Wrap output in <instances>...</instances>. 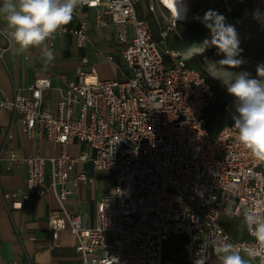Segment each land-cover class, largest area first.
Instances as JSON below:
<instances>
[{
  "label": "built area",
  "instance_id": "2783aa9c",
  "mask_svg": "<svg viewBox=\"0 0 264 264\" xmlns=\"http://www.w3.org/2000/svg\"><path fill=\"white\" fill-rule=\"evenodd\" d=\"M149 1L145 11L155 14L152 0L83 5L96 9L97 27H106L108 18L121 27L118 67L127 71L125 79H102L95 68H83L88 58L82 57L71 78L61 75V95L52 107L44 99L52 88L49 75L16 88L13 96L0 90V107L11 112L6 140L14 137L11 127L18 123L28 137L61 146L51 157H22L14 148H0V169L27 166L25 190L13 208L56 190L60 209L49 216L53 245L63 230L76 235L81 264H162L165 243L175 236L187 237L183 252L189 264H207L225 243L250 264H264V248L246 222L249 212L264 214V161L239 143L233 119L210 136L206 112L217 101L216 91L201 69L169 48L171 25L155 15L156 36L140 17L138 4ZM89 27L85 17L59 32L70 34L80 50L91 44ZM4 29L0 26V37L10 45ZM48 42L54 45L53 39ZM5 50L0 44L1 55ZM96 55L114 60L111 53ZM76 142L85 147L74 156L68 147ZM79 161H90L113 180L97 200L93 220L65 204L80 182L92 181L85 171H76ZM239 218L247 237L234 236L226 226L227 219Z\"/></svg>",
  "mask_w": 264,
  "mask_h": 264
},
{
  "label": "crops",
  "instance_id": "0c3cea01",
  "mask_svg": "<svg viewBox=\"0 0 264 264\" xmlns=\"http://www.w3.org/2000/svg\"><path fill=\"white\" fill-rule=\"evenodd\" d=\"M2 4V0H0ZM143 4V3H142ZM144 6V5H143ZM155 15V14H154ZM90 20L89 33L91 44L84 50V54H78L70 34L57 32L53 38L54 45L48 41L40 48L30 49L23 55L18 54L16 47L5 38L0 37L2 48H6L0 54V90L13 96L16 88H25L37 78L51 76L52 88L44 95L45 105L52 107L60 97L61 75L71 78L81 64V58L87 57L88 63L83 64L85 70L98 68V65L115 64L119 70L122 64L118 50L123 45L118 39L121 27L113 24L108 18L106 27H97L96 9L86 6L79 7L72 21L68 25H78L81 18ZM0 26L6 28L3 19L0 18ZM134 36L133 29L130 37ZM46 47H50L55 60L45 64ZM81 50V49H80ZM114 54V60L106 61L104 56L96 55ZM125 75L127 71L120 69ZM11 112L0 107V148L5 151L14 148L22 157L40 153L45 157L59 154L61 146L46 137H28L18 123L11 127L14 137L6 140L10 129ZM85 147L82 143H74L68 147L69 153L77 156ZM71 150V152H70ZM85 171L92 181H82L78 187L68 195L65 202L72 212H81L93 220L97 200L102 194L111 188L106 181L112 180L103 172L93 168L90 161H79L76 171ZM27 166L21 165L12 170L0 169V264H12L15 259L30 260L32 264H81L76 252L77 237L68 230L61 231L57 245H53L52 231L49 226V216L60 209L57 191L51 189L48 195L31 205L22 208H13V203L19 201L25 190ZM113 181V180H112ZM234 227L231 232L236 237H247V229L243 218L233 220ZM207 264H222L217 252H213Z\"/></svg>",
  "mask_w": 264,
  "mask_h": 264
},
{
  "label": "clouds",
  "instance_id": "9594fccd",
  "mask_svg": "<svg viewBox=\"0 0 264 264\" xmlns=\"http://www.w3.org/2000/svg\"><path fill=\"white\" fill-rule=\"evenodd\" d=\"M88 0H2L0 18L6 24L5 34L23 55L33 48H40L53 39L73 19L75 11ZM257 22L264 20V12L259 8L252 12ZM198 20L208 29L201 45L204 49L215 47L223 59L218 64L224 66V74L216 77L223 81L229 95L234 97V127L238 131L239 143L252 155L264 161V64L257 65L256 77L246 71L233 72L245 61L240 58L243 49L235 26L226 22V17L212 9L207 10ZM45 64L55 60V54L46 47ZM246 222L252 226V234L264 248V214L249 212ZM233 245L225 243L217 249L221 253L222 264H250L239 252L233 251ZM199 264V261H197Z\"/></svg>",
  "mask_w": 264,
  "mask_h": 264
},
{
  "label": "rangeland",
  "instance_id": "374dc122",
  "mask_svg": "<svg viewBox=\"0 0 264 264\" xmlns=\"http://www.w3.org/2000/svg\"><path fill=\"white\" fill-rule=\"evenodd\" d=\"M191 5L193 20L188 25L185 33H182L178 27V23H183L172 17L170 12L164 7L160 0H152L155 6V15L166 25H171L173 29L169 32L167 45L170 49L179 52L186 60L202 69L211 79L214 85H221L218 103L226 108V111L220 114L223 124L233 119L234 115H238L235 111L234 97L229 95L226 86L223 84L221 77L224 74V66L218 64L223 59V54H218V49L209 47L204 49L201 45L206 37H209L208 29L197 19L203 17L204 13L209 10H215L226 17V22L235 26L240 47L243 49L240 58L245 63L239 68L231 69V71H246L252 77H256L257 65L264 64V22H257L252 17V12L259 8H264V0H188ZM244 1V4L242 3ZM151 1L144 4L145 6ZM176 23L175 26H173ZM97 74L102 79H125L126 75L115 64L98 65ZM216 105L209 111L208 119L216 113ZM71 152V150H70ZM72 153V152H71ZM107 186L113 185L112 180L106 181ZM235 224L229 223L232 229Z\"/></svg>",
  "mask_w": 264,
  "mask_h": 264
},
{
  "label": "trees",
  "instance_id": "16d2710c",
  "mask_svg": "<svg viewBox=\"0 0 264 264\" xmlns=\"http://www.w3.org/2000/svg\"><path fill=\"white\" fill-rule=\"evenodd\" d=\"M242 3L244 4V1H242ZM138 11H139V15L141 18H144L150 22L154 34L156 36H158L159 25H158V21L154 15V13L144 11L142 3L138 4ZM178 25H179L178 27L180 28L182 33H185L187 31L188 25H186L184 23H178ZM78 52H79L78 54H80V55L84 54V50H82V49L79 50ZM187 62L191 67L199 68L198 66L192 64L191 61L187 60ZM203 73L207 77L208 81L213 85V87L216 91L217 100H218V95H219L221 85H214L212 83L211 79L206 75V73L204 71H203ZM214 105H216V108H217L216 113L210 119H208V117H207V122H208L207 127H208L209 134L211 137H215L226 124V123L223 124V122L220 119V114L225 112L226 108L223 105H220V103H218V101H216V103H213L207 109V112H206L207 116H208L209 111L214 107ZM225 223H226L227 228L231 231L232 227L230 228L228 226V224L229 223L233 224V220L227 219ZM186 241H187V237H185V236H175V237H172L169 240H167L165 243V250L163 253V257H162V264H189L185 254L183 252V247H184Z\"/></svg>",
  "mask_w": 264,
  "mask_h": 264
},
{
  "label": "bare ground",
  "instance_id": "6f19581e",
  "mask_svg": "<svg viewBox=\"0 0 264 264\" xmlns=\"http://www.w3.org/2000/svg\"><path fill=\"white\" fill-rule=\"evenodd\" d=\"M173 18L183 23H191L193 20L191 5L188 0H160ZM264 12V8L261 9ZM264 22V20H263Z\"/></svg>",
  "mask_w": 264,
  "mask_h": 264
}]
</instances>
